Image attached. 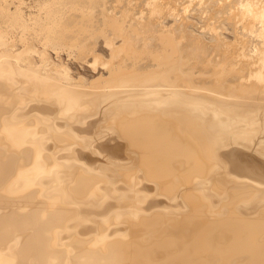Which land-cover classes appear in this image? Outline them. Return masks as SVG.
Masks as SVG:
<instances>
[{"label":"bare ground","instance_id":"6f19581e","mask_svg":"<svg viewBox=\"0 0 264 264\" xmlns=\"http://www.w3.org/2000/svg\"><path fill=\"white\" fill-rule=\"evenodd\" d=\"M0 264H264V0H0Z\"/></svg>","mask_w":264,"mask_h":264},{"label":"rangeland","instance_id":"374dc122","mask_svg":"<svg viewBox=\"0 0 264 264\" xmlns=\"http://www.w3.org/2000/svg\"><path fill=\"white\" fill-rule=\"evenodd\" d=\"M198 19V18H197ZM199 21V19H198ZM52 54L53 56L56 58V53H54L52 51ZM63 58L68 61V63L70 64V67L72 69V72L77 75L79 73H82L84 74L85 76L87 77H91L93 76L94 74H97V72L93 69L92 66L89 65L88 62H84L83 60L81 59H76V58H69V56L67 55V53H64L63 55ZM90 59V57H89ZM98 69H103V67L101 65L98 66ZM97 69V70H98Z\"/></svg>","mask_w":264,"mask_h":264}]
</instances>
